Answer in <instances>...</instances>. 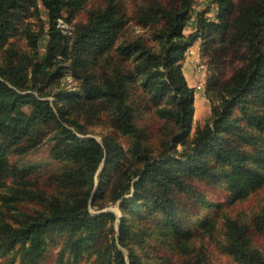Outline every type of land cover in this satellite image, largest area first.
<instances>
[{"label":"trees","instance_id":"1","mask_svg":"<svg viewBox=\"0 0 264 264\" xmlns=\"http://www.w3.org/2000/svg\"><path fill=\"white\" fill-rule=\"evenodd\" d=\"M84 2L0 0V45L11 33L19 32L31 38L33 51L20 54V68H12L5 60L0 64V179L14 172L8 152L12 148H22L24 142L39 141L47 129L58 136L64 152L82 161L74 172L63 174L60 180L64 186L77 184L74 197L63 199L46 189L29 190L25 185L30 181L24 177H19L22 182L17 191L10 187V194H2L0 208L17 209L26 199H36L41 207L32 212L20 209L16 225L3 218L6 212L1 210L0 247L9 249L19 244L24 264H39L45 257V234L54 223L68 229L65 231L68 240L73 237L70 233L73 228L92 225L94 228L87 235L66 242L64 249L70 245L75 252L81 244L91 241L96 247L97 263L151 264L134 250L140 236L135 231L138 225L135 226V220L130 218L134 211L144 209V219L159 214L176 225L179 216L188 212L190 198H185L186 195H195L196 201L207 204L202 194L193 188L195 181H222L229 191L228 203L244 199L263 183L260 166L264 164V0H212L218 6L219 22H209L201 11L196 30L188 37L182 30L192 18L194 0H151L141 7L137 22L151 27L154 43L148 44L146 36L139 35L117 46L114 42L127 18L116 0H107L103 7L91 10L87 21L76 27L72 40L58 26L63 11L71 13L80 9ZM38 4L47 12V39L44 59L34 62L39 53L38 36L27 24L19 26V21ZM201 35L206 36V47L216 67L228 59L227 42L236 48L242 47L243 58L230 74L207 84L206 92L213 99L211 116L197 126L188 142H184L194 111L193 89L187 86L179 62L185 49ZM213 46L216 49L212 50ZM217 49H223L225 54L221 55ZM93 53L103 57L101 71L87 73L78 90L56 92L54 103L44 99L47 93H41L40 88L39 94L25 92L29 89L24 85L26 65L32 67L37 81L53 87L61 76V68L51 67L58 62L59 55L70 59L69 65L76 74L73 75L79 78L76 70L84 63L83 55ZM78 91L86 98H104L112 125L128 140L133 162L120 165L122 149L115 136L107 135L102 146L95 139L78 138L63 125L72 109H76L71 105V98H76ZM167 91H173L174 95L165 96ZM161 100L165 108L160 115L162 124H157L155 116L159 109L155 108ZM154 139L162 144L159 153V143ZM178 143L183 145L182 152L175 148ZM103 158L105 166L92 204L96 205V198L106 192L114 193V199H122L125 215L120 223V241L129 249V261L122 250L109 243L108 234L102 230V220L107 214L91 215L88 211L93 175ZM134 177L138 180L133 184ZM58 184H54L52 190L59 191ZM131 188L134 190L132 197L125 198ZM216 225L215 221L204 219L201 228L213 238ZM221 232L222 239L217 247L235 264H264V208L254 213L249 221L226 217ZM190 233H181L186 241L181 242L176 237L172 240L168 248L172 257L154 255L153 259L168 264H173L175 258L176 264H210L204 245L196 250L190 246ZM253 234L262 238L261 246L254 244Z\"/></svg>","mask_w":264,"mask_h":264},{"label":"rangeland","instance_id":"2","mask_svg":"<svg viewBox=\"0 0 264 264\" xmlns=\"http://www.w3.org/2000/svg\"><path fill=\"white\" fill-rule=\"evenodd\" d=\"M116 1L126 12L127 22L122 29L123 31L118 34L114 46H117L121 41L133 39L139 35L146 36V42L148 44H153L151 27L143 26L137 22L141 7L150 3L151 0ZM235 1L237 2V0ZM106 3L107 0H85L80 9L71 13L63 11L62 18L58 20V26L65 34L69 35L70 40H72L76 27L87 21L89 12L93 9L103 7ZM201 11H204V16L209 22H219L218 6L216 3L212 2V0H194L192 18L182 30V34L185 37H188L189 34L196 30L198 14ZM24 24H27L30 31L38 36L37 46L39 53L38 57L34 59V62L37 60L40 62L45 57L44 52L47 39L46 27L48 24L46 10L38 4L36 9L29 10L24 19L19 21V26L22 27ZM205 37L206 36L203 35L199 36L192 45L188 46L185 49L183 59L179 62L187 86L193 89L194 111L190 130L185 136L184 142H188L194 135L197 126L204 124L211 116L213 99L206 92L207 84L218 79L220 80L223 75L230 74L235 65L242 63L241 58L243 57L241 54L244 49L242 47L236 48L235 45L227 42L226 44L229 51L226 54L228 55V59L217 67L213 65L211 62V51L206 47L207 41ZM215 46L218 45L215 44ZM214 48L216 49V47L213 46L212 50ZM217 51L220 52L221 55L225 54V51L222 53L223 49H217ZM28 52H33L31 49V38L19 32H13L6 41L0 45V64H3L5 60L6 64H12V68H20L19 66L22 64H20L22 56L20 54ZM72 58L73 56H71V59ZM83 60L84 63L76 70L79 76L78 78L75 76L76 74L73 68L69 65L70 59L66 57V55H59L58 62L52 66L50 65L52 68L56 65V67L61 68L60 79L53 87H49L43 81H37L32 72V67L26 65L24 68H27L25 73L27 82L24 85H28L29 89L25 92L33 91L39 94L38 89L40 88L42 89L41 93H47L44 99H49L54 103L55 100H57L55 95L56 92L66 89L69 90V92L78 90V86L82 84L83 80L85 81L87 73L91 71H93L92 73H100L103 57L100 54L94 53L92 55L84 54ZM145 93L147 95L149 94L146 91ZM172 95H174L173 91H167L165 96L170 97ZM71 100V105L76 107V109H72V113L68 115V120L64 119L62 122L63 125L70 129L71 133L78 138L84 140L95 139L96 142L102 146L107 135L115 136L116 141H118L122 149L119 157L120 165L125 166L133 162V158L128 152V140L112 125L113 123L109 114L110 111L105 109L107 107V102L104 98H100L99 96L86 98V95L78 91L76 98H71ZM74 100L77 101V104H74ZM157 105L155 110L158 108L159 112L157 115L154 114L156 115L155 119L158 121L157 124H162V117L160 115L165 107L162 100L159 101ZM155 110H153V112ZM40 132H42V130ZM57 138L58 136H56L54 131L47 129V131L44 130L42 132L39 141H33L30 144H28L29 142H24L21 145H24L22 147L23 149L20 147L22 150H19L20 148H12V150L8 152L7 158L14 172L10 176L1 177L0 197L2 194H10V187L15 191L21 187L22 181L19 177H24L27 181H30L29 184L25 185L29 190L38 191L40 189H46L49 193H53L63 199L76 196L75 193L78 189L76 188L77 184L74 185L73 183L72 185L64 186L60 180L63 174L74 172L82 161L80 157L73 156L68 151L64 152L63 143ZM154 141L157 144L159 143V153L163 149L162 144L160 145V141L157 139H154ZM175 148L179 152H182L183 145L178 143ZM175 156L176 155H174V157ZM105 161L106 159L103 158L94 172V185L88 201V211L91 215L107 214L102 220V230L108 234L109 243L116 246L119 250H122L126 255L127 261H129V249L120 241V223L125 215L121 207L122 199H114V193L106 192L104 196L96 198V205L92 204L93 197L98 191ZM260 168L264 175V164H262ZM137 180L138 177H134L131 183L134 184ZM56 183H59V191L52 190ZM192 186L197 192L202 194L207 204L203 205V203L196 201L195 195H186L185 198L187 196L190 198V201L187 203L188 212L179 216V221H176V225L170 223L169 218L164 219L163 216L159 214L144 219V209L133 212L130 218L135 220V226L138 225L135 231L140 235L137 238L139 242L134 248L136 254H140L144 260L149 259L151 264H168V262L165 261L158 263V260L153 259V256L172 257L170 249L168 250V248L172 246V240L180 238L181 242L186 241V236H182L183 234L181 233L183 231H191V236L188 240L190 246L196 250L200 245H204L209 253L208 258L210 264H235L229 256L222 253L217 247V243L222 239L221 228L224 219L230 217L241 221H249L254 213L264 208V180L261 186L249 192L244 199L237 200L234 203H228L229 191L222 181L218 183L195 181L192 183ZM85 187V190H87L88 186H84V188ZM133 191V188H131L130 193L124 195L125 198H131ZM100 205H103V207H99ZM139 206H141V204ZM18 207L17 209L0 208V211L3 210V212H6L3 218L8 219L13 225H16L15 220H17L16 218L20 209L32 212L33 209H38L41 205L36 199L34 201L26 199L18 204ZM204 219H209L217 223L213 238H209L201 228V223ZM91 228H94V226H81L79 229L73 228L74 230L72 232L70 230V233H73L71 240H74L79 235H87ZM67 230V228H61L54 223L50 231L46 232L45 257L39 264H101L96 262V247L91 241H86L81 244L80 249L75 250V252L71 251L70 245L64 249L66 242L70 241L71 243V240L65 237V231ZM253 241L257 246L262 245V238L258 234H253ZM148 255L152 257L147 258ZM24 260L23 250L19 244L9 249H2L0 247V264H24ZM154 260H156V262ZM175 261L176 258L174 260L176 264Z\"/></svg>","mask_w":264,"mask_h":264}]
</instances>
